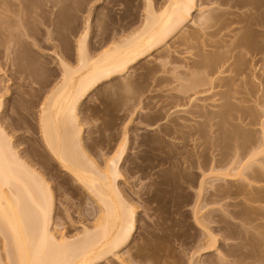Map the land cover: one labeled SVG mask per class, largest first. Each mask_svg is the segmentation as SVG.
Here are the masks:
<instances>
[{
  "label": "bare ground",
  "instance_id": "obj_1",
  "mask_svg": "<svg viewBox=\"0 0 264 264\" xmlns=\"http://www.w3.org/2000/svg\"><path fill=\"white\" fill-rule=\"evenodd\" d=\"M64 1L50 0L49 2L53 6L52 8H56L61 3L64 5ZM154 1L156 0H146L143 23L141 22L140 28H135V32L132 30V34L128 32V36L125 34L126 37L122 35V38H112L111 41L110 39L107 40L108 38L105 36L108 30L106 24L110 20L107 23L104 20L107 16L111 15L107 14L106 16L105 14V18L100 17V33H97L100 36L97 38V40L100 38V41H98L100 43L99 47L90 45L88 31H86L77 40L75 57L68 53V48L63 49L65 51H62V54L59 52L57 68L51 73L53 78H46L42 82L39 81L40 89L36 90L38 92L37 97L41 100L38 116V133L41 134L40 142L45 148L43 152H40V149L32 145L31 152L29 151L32 158H25L27 156L25 152L30 147L23 149V152H21L22 150L19 152L15 144H13L12 137L3 126L5 124L11 127L12 123L6 122V119H11V115L9 118H7L8 115L5 116L6 118L0 116V264H98L108 262L109 256L114 257L120 264H133L130 257L131 254L129 256L127 254L130 252L126 253L128 257L121 253L131 243L136 231V209L127 200L122 188L119 186V181L123 179L121 167L125 159L128 139L125 136L123 143L119 144L117 149L111 150V154L106 156L102 162H99L92 157L89 151L94 150L100 143L102 144L104 141H107L110 135L106 134L105 130L100 129V132L96 131L99 133L97 137H93L90 143L85 142L80 108L83 102L98 87L103 84L105 85V83L107 84L109 81H114L116 78L125 76L131 69L140 66L143 60L153 56L154 53H158L156 54V60L160 62H156L160 63V67L167 66L168 64L175 65L170 70L172 76L170 79L168 78V83L171 85L169 90L171 93L168 96L170 99L165 107L161 108V105L160 110H158L160 111L161 119L170 117V115L172 116V113L175 114L174 112L179 110V107L189 106L188 108H191L190 110L187 108L189 115L202 120L196 122L198 125L194 129L191 128L192 131L190 130L191 132H188L187 136L194 138L197 136L196 139H192L195 143L196 141L200 143L203 138L204 140L206 138L207 140L201 143L203 147H207L204 145L207 144L211 149H213L212 147H220V150L222 146L225 153L223 151L217 153L219 155L225 154V157L222 158L220 156L219 160L231 159L230 161L228 159L225 161L228 167L226 164H223V161L222 163L220 161L219 163L218 160L216 161L220 165L216 164L217 168L213 167L212 163L211 165L209 163V169L207 168V170H211L209 174L214 179L219 177V180L220 177L225 175L224 177H228L229 180L235 183L246 180L244 176L248 174L256 183H264V168L261 170L264 162L260 167L261 171L254 168V166L261 164V162H256L258 165L254 163L255 160L259 159V156H263L261 160L264 161V120L263 122L261 120L260 122L258 121L261 113L258 114L257 111L259 110L255 106L251 108L250 105L248 107L245 106L246 104L244 105V102L247 103V97H252V99L247 100L249 102L256 100L255 103L257 102L263 106L264 72L255 76V72L252 71L254 72L252 76L255 77L252 82H256L257 85V82H259L263 88L260 85L256 86L254 83V88H247L249 84L243 80L242 82L246 83V87L242 85L243 88L245 87V91L237 84V80L241 78L238 76H241L239 75L241 73L238 74L237 72V76L234 75L235 77H230L229 74L230 71L232 74V71H237V68L246 66L245 63L251 61H244L247 54L245 52L251 53V62L255 63V65H259L260 62L264 61V0H201L202 4H199L200 0H164L161 5L154 3ZM38 2L39 0H0V40L2 39L0 41V48L7 42H4V40L10 39L9 36L14 33L11 27L8 28L9 25L13 23V26L16 23L17 25L18 23H22L23 26L25 25V27L30 28L28 25L32 21L30 22L29 16L27 17L25 12L31 13L32 9H35L36 4L39 6ZM33 4L35 5L34 7H32ZM211 5L216 6L209 9V11L204 10V7ZM63 11H65L64 8ZM197 11L199 12V16L196 17L194 14ZM58 13L56 14L54 24L57 29L62 28L63 25L65 26L63 21H60L62 17L60 16L59 18ZM128 14L125 17H130L133 13H130V16H127ZM191 22L198 28L193 30L191 27L189 30H184L190 27L189 23ZM202 26L206 27L203 28ZM207 29L209 31H205ZM26 30L29 29L26 28ZM226 38H230V40L228 41ZM176 44H178V47L187 46L191 52L194 47L199 48L200 51L195 56L193 54L195 57L193 61L186 57L190 62H186V60L185 63L176 59V61L172 60L175 62L173 64L174 62H171L169 59H171V54L176 51ZM200 44H205L206 47L210 46L215 51L209 52L207 50V52ZM5 46L3 47L5 48ZM8 47L5 49H9ZM236 51L245 57L242 61L241 55H233V52ZM233 56L234 61L231 62ZM12 60L16 67L14 69V79L15 77L22 78L25 75V80L28 71L24 64L21 61L19 63L15 62V58ZM177 60L181 61V63ZM233 66L235 69L231 68ZM241 68V71L244 72V67ZM226 73L229 74V77L226 76ZM125 84L122 85V89L131 88V91L133 82L128 80ZM119 87L121 88V86ZM136 87L138 86L134 88ZM120 88L118 90L121 92L122 89L120 90ZM239 88L243 89L241 90L243 91V93L241 92L242 95L247 96L245 101L243 99L244 96L242 97L243 100L240 97L241 100L239 99L240 101H238V96L236 95L239 94ZM206 102H209V104H206ZM4 103L3 95H0V112ZM87 109L89 110L88 107ZM94 109L92 108L90 113L94 114ZM172 109L176 110L171 111ZM185 110L181 111L187 113ZM248 120L250 121L247 122ZM258 122L259 124H257ZM252 124L253 126L255 124L261 125L259 131L260 137H258V134L255 135L256 130L246 128ZM173 126L176 127L174 124ZM105 129L107 130V128ZM174 129L172 125L171 127L170 125H166L162 131L169 137V135L172 136L176 132L177 128ZM94 134H96L95 131ZM185 135L183 138L186 137ZM36 136L30 137V141L36 143L39 140V136L38 140ZM162 137L154 135L150 139H146V143L158 145L161 142L162 144ZM198 139L201 140L198 141ZM142 143L143 145L145 144L143 141ZM231 150L234 153L236 152L235 154L233 153V156L231 155ZM239 151L241 154L238 153ZM38 155L41 157L39 160L36 158ZM54 162L65 174L75 181L80 190H83L96 203L98 212L94 222L90 227L84 226L81 235L68 237L64 233L58 234V224L54 222L53 217L55 196L52 186L47 180L48 177L46 178L45 176L49 175L48 171ZM131 163L133 165H131V169L143 166L140 163H138L139 165L136 162ZM221 164L223 165L222 168ZM224 166L228 169H225L226 167ZM220 168L224 172L222 171L221 173ZM216 169L219 172L215 171ZM227 171L228 173H225ZM210 175L204 174L203 178L205 179H202V181L204 182L207 179L206 177H210ZM184 176L188 180V176L192 175L187 174ZM192 178L190 177V179ZM182 179L184 180L183 176ZM203 182L200 184L201 190L204 188L202 184L204 185L206 181ZM249 183L251 184V182ZM248 184L246 183L247 186H250ZM231 187L229 189L220 185L217 190L215 189L216 193H214L213 197L223 196L225 199L231 197V195H237L236 197L245 195L244 198L248 196V199L245 198V200L247 199L246 201L251 202V204L245 203L246 205L244 206V201L243 207L240 202V206L243 208L239 206L242 210L240 209L241 211L237 212V214L245 217V222L257 224L256 221L264 216V207L259 206L258 208L255 205L253 206V204L264 203L263 186H256L254 191L249 190L251 187L248 189L247 187H243V185L236 186V188L235 186ZM225 195L228 196L225 197ZM243 217L240 218L242 219ZM262 219L264 220V217ZM248 223L245 224L247 225ZM261 224H264V222ZM257 226L255 225V228ZM230 233L233 234V232ZM243 235L240 238L246 242L248 237ZM207 238L208 244L204 245L203 248L201 247L204 253L217 249L218 238L216 235L214 236L211 232H208ZM261 238H263V235ZM263 239L261 240L264 241ZM249 242L252 243L250 244ZM262 243L258 240H248L247 243L239 244V247L241 245L244 249L250 245L252 249H248L250 251L253 250V253L258 255L264 251L262 250L264 249L262 248ZM258 245L260 247L259 250ZM243 249H236L239 250V253L241 251L239 256L243 255ZM232 250L236 252L235 249H231V252L229 251L228 254L230 255L231 253L232 257L233 255L237 256L238 251L235 253ZM257 250L259 251L258 254ZM137 252L141 253L139 250ZM244 255L245 259L249 257V254ZM260 257H262V254ZM219 258V261L223 264L224 260H221V254ZM253 258L255 259L254 256ZM238 260L233 263L236 264L235 262ZM243 260L238 262V264H241V262L245 264L246 262ZM247 260H250V258ZM227 262L226 264L229 263Z\"/></svg>",
  "mask_w": 264,
  "mask_h": 264
},
{
  "label": "rangeland",
  "instance_id": "obj_2",
  "mask_svg": "<svg viewBox=\"0 0 264 264\" xmlns=\"http://www.w3.org/2000/svg\"><path fill=\"white\" fill-rule=\"evenodd\" d=\"M45 1L39 0V6L36 4L35 9H32V11L30 10L31 13L25 12L26 16H29L30 22L32 21L31 24L28 25L30 28L25 27V25L23 26L22 23H18V25L16 23V25L14 24L13 26L12 23L8 26V28L11 27V30L13 29L15 34L10 30L14 36L11 35L12 37L9 36L10 39L7 38V40H4V42H8H6L7 44L5 43L7 46L3 45L1 42L5 48L10 45L8 47L9 49H5L3 46L0 48V95H3V100L5 101L0 112V116L5 117L8 115L7 118H9L11 115V119H6V122L12 123L11 127L5 124H3V126L7 130L6 132L12 137L13 144H15V147L19 152L21 150V152H23V149L30 147L25 152L27 153L25 158H32L30 155L32 145H35L38 149H40V152H43L45 149L40 142L41 134L38 133V116L41 100L37 97L38 92H36V90L40 89L39 83L44 81V79L53 78L51 73L57 68L58 54L65 51L63 49L68 48V53L75 57L77 40L86 31H88V40L90 41V45L93 47L95 45V47H99L100 43L98 41H100V38L98 40L97 38L100 37L98 34L100 33L101 18H105V14L106 16L107 14L111 15L107 16L104 20L105 23L110 20L106 24V28H108L106 33L107 35L105 34L108 38H106L107 40L110 39L111 41L112 38L119 39L122 38V35L125 36L126 34V36H128L129 33L132 34V30L135 32V28H140L142 25L141 22L144 20L143 16H145L144 8L146 9L147 3L146 0H65L64 5L61 3L58 6L60 8H52L53 6L49 2L50 0L47 2ZM163 2L164 0L154 1V3H158L159 5H161V3L163 4ZM199 4H202L201 0L199 1ZM34 6L35 5L33 4L32 7ZM214 6L216 5L206 6L204 7V10L209 11V9ZM63 8L65 11H63ZM60 10L61 12H59ZM57 13L59 14V18L60 16L62 17V20L60 19V21H63L65 24L62 28L58 27L59 29H57L54 25ZM130 13H133L132 16H130ZM126 14L130 17H125ZM194 15L196 17L199 16V12H195ZM192 22L189 23L190 27L184 30H189L191 27L193 30L198 28L197 26H194ZM26 28L29 30H26ZM205 31L209 30L207 29ZM205 38L207 39L206 36ZM226 39H228V41L230 40V38ZM177 45L178 44H176V46ZM176 46V51L171 49L172 51H175L170 56L171 59L169 60L171 62L176 61V59L185 62L187 58L193 61L196 53L200 51L199 48L194 46V48L192 47V52L188 50L187 46H177V49ZM201 46H203L206 51H215V49L210 48V46L206 47L205 44ZM236 52H233V55H241V61L245 57V62L249 60L252 61L251 53L248 54L249 52L244 51L248 54H246L247 56L244 54V57L242 54H239V52ZM156 54L158 53H154L153 56L143 60L142 63H140L141 65L138 64L140 66H135L136 68L131 69L125 76L116 78V80L109 81L107 84L105 83V85L103 84L98 87L90 94L85 102H83L80 108V116L83 121L84 128L83 137L85 142L90 143L92 138L97 137L99 135L98 132L101 130H105L106 134L110 135V138L107 141H104L102 144L100 143L94 150L89 151L92 157L99 162H102L106 156H109L111 154V150L117 149L118 145L123 143V138L125 136L128 139L127 151L121 167L123 179L119 181V186L122 188L127 200L136 209V231L131 243L125 247L121 253L126 255L127 252H130L127 254L128 256L131 254L130 257L133 264H221V261H219L220 254L221 260H224V262H222L223 264H226L227 261L234 264V261L240 259L235 262L238 264V262L243 260L245 256L244 254H249L247 259L250 258V260L244 258L245 261H243L246 262L245 264H264V251L261 252L260 250L261 253L258 254V250L260 249L259 245L257 250L258 255L253 253V250H249L252 249L250 245L244 248L246 250H244L240 245L243 249L242 254L244 256H239V254H241V251L239 253V250H242L239 247V244L247 243L248 240H258L264 243V241L261 240L264 238V224H261L264 222L262 219L264 216L258 220L260 221V224L258 221H256L257 224H250L245 222V217L237 214V212L241 211V208L246 205L245 203L251 204V202L246 201L248 196L245 197L247 198L246 200L244 198L245 195H242L243 198L242 196L236 197L237 195H231V197L225 199L223 196H219L220 198L218 196L216 198L215 196L213 197L214 193H216L215 191L218 187H220V185L229 189L231 186H235L236 188V186L243 185V187H247L248 189L251 187L249 190L254 191L256 186L264 187V183L258 181V183H256L253 181L254 179H251L248 176V174L247 176H244L246 179L244 180L246 181L245 184H243L244 181L242 180V182H236L237 184L234 181L229 180L228 177L227 180V178L224 177V174H222L224 176L220 177V180L219 177H216L218 179H214V177L209 174L211 171L207 170V168L209 169V163L210 165L212 163V166L217 168L220 166L219 163H222V161L223 164H226L225 161H227L228 158L219 160L220 156L222 158L225 157V154H218L219 151L220 153L223 151L222 146L220 150V147H212L213 149H211L207 144H204L207 147H203L201 143L206 141V138L205 140L203 138L202 141H200L201 139H198L200 143L197 141L195 143V141H192L194 137L187 136L188 132L192 131L191 128H196V125H198L196 122L200 120L195 116L189 115L187 112L188 109H191L188 108L189 106H182V108L179 107V110L172 109L171 111L176 110L174 112L175 114L172 113V116L170 115V117H165L166 119H161V114L158 110H160L159 108L161 105V108L165 107L170 99L168 96L171 93L169 91L171 85L168 83V78L170 79L172 76L170 70L173 65L168 64L167 66L160 67V61L156 60ZM13 58L16 59L15 62L17 63L21 61L27 69L28 72L25 80V75H23L22 78L15 77L14 79V69L16 67L14 66V62L12 60ZM181 61L178 62L181 63ZM232 61H234V56L231 59V62ZM251 61L245 63L246 66H241L244 67V72L241 71V67L237 68V71L234 70L236 73L232 71L233 76L231 71L229 72L230 77L237 76V72L238 74L241 73L239 74L241 76H238L241 78L237 80V84L242 88L246 83L249 84L247 85V88H254L255 86L253 85L256 84V82H252L253 78L255 79V77L252 76V73L255 72V76H258L257 74L264 72V61L260 62V64L258 63L259 65L256 64L257 66ZM186 62H190V60H187ZM173 64H175V62ZM231 68H234V66ZM229 74L226 76L229 77ZM128 80L133 82V88L131 91V88L126 90L123 88V91L122 85H124L126 81L128 82ZM240 80L241 82L244 80L246 83L242 82L241 84ZM257 83L258 85L256 84V86H259V82ZM119 86H121V88ZM135 86L138 87L134 88ZM260 87L262 86L260 85ZM118 88H120V90L122 89L121 92ZM242 88L238 89L239 94L236 95L238 96V101H240L243 96L245 101L247 97L244 94L242 95L243 91L241 90L244 89ZM247 99H252V97H247ZM247 99V103L244 102V105L246 104L245 106L247 107L250 105L251 108L252 106H255V108L259 110L257 111L258 114L261 113L259 117L262 119L258 118V121L260 122L261 120V122H263L264 104L262 106V104L259 105V103L256 102L257 106L259 105L257 107L255 103L256 100L249 102ZM241 102L240 104H242ZM206 104H209V102H206ZM90 108L94 109V114L90 113ZM181 110H185L187 113H183ZM249 121L250 120L247 122ZM259 122L257 124H259ZM173 124L176 127H174ZM257 124H255V126L252 124L246 128H250L251 130L253 129L254 131L256 130L255 135L258 134V137H260L259 131L261 125L258 126ZM166 125H170V127L172 125L173 129L177 128L178 130L174 129L176 131L174 132V135L172 134V136L169 135L168 137V135H165L162 131ZM177 125H179V127H177ZM105 128H107V130ZM94 131L96 134H94ZM33 135L39 136V140L38 136H36L39 142L37 141L36 143H33V141H30V137ZM154 135L159 137L163 136L161 138L163 141L162 144L161 142L158 143V145L146 143V141ZM184 135L186 137L183 138ZM142 141L145 143L144 145ZM224 151L223 153H225ZM232 151L233 150H231V152ZM233 153L234 152L231 154L232 156L236 152L234 154ZM238 153L241 154L240 151ZM40 155L36 157L38 160L41 159ZM261 158H263V156H259L260 160ZM259 159L257 161L255 160L254 163L261 162V164H259L260 166L256 163L259 167L254 166V168L260 170L264 161H260ZM217 160L220 162H216ZM228 160L230 161L231 159ZM131 162H136L137 165L140 163L143 164V166L141 165L142 167L139 166L137 169H131ZM222 166L223 165L221 164V168ZM226 166L228 167L227 164ZM227 167L225 169H228ZM221 168L219 170L222 173L223 170H221ZM263 168L264 166L261 170H263ZM219 170L216 169L215 171L219 172ZM48 172L49 175L45 176L46 178L48 177L47 180L50 182L55 196V211L53 213V217L54 222L58 224V234L60 235L61 233H64L68 237L81 235L84 226L90 227L94 222L98 212L96 203L88 195H86L83 190H80L75 181L65 174V172H63L55 162ZM225 173H228V171ZM187 174L192 175L190 177L193 178L190 179L188 176L187 180L186 176H184ZM204 174H207L208 176L210 175V177H206V182L204 181L205 184H202V187L204 186V188L201 190L200 184L203 182L202 179H205L203 178ZM182 176L184 180L182 179ZM249 182H251L252 185ZM246 183H249L248 185L250 186H247ZM263 187L262 189L264 191ZM227 196L228 195H225V197ZM240 202L242 206L244 202L243 207L240 206ZM254 205L258 208L259 206L264 207V203L262 202L253 204V206ZM240 217L243 218L241 219ZM244 222L249 225H246ZM255 225H258L259 227L257 226L255 228ZM228 227L230 230H228ZM242 231L243 233H241ZM208 232H211L218 238L217 249L204 253L202 248L209 242L207 240ZM230 232H233V234ZM242 235L248 237L246 242L244 239L240 238ZM262 235L263 238H261ZM263 243L261 244L262 248H264ZM231 249H239L236 250V252L232 250L235 253L238 251V257L234 255L232 257L231 253L230 255L228 254L229 251L231 252ZM138 250L141 251V253L137 252ZM261 254L262 257H260ZM222 255H224L225 258L224 256L222 257ZM109 261L98 264H120L116 259H114V257L111 256H109Z\"/></svg>",
  "mask_w": 264,
  "mask_h": 264
}]
</instances>
